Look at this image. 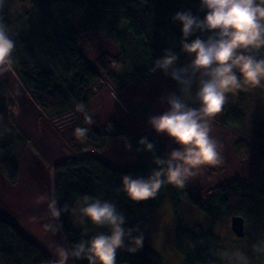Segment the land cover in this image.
Returning a JSON list of instances; mask_svg holds the SVG:
<instances>
[{
  "label": "trees",
  "instance_id": "1",
  "mask_svg": "<svg viewBox=\"0 0 264 264\" xmlns=\"http://www.w3.org/2000/svg\"><path fill=\"white\" fill-rule=\"evenodd\" d=\"M32 10L17 8L4 2L0 17L8 25L15 40L10 69L26 88L29 98L48 119L75 112L78 128H89L85 137H79V144L70 161L61 162L53 169L52 193L59 206L75 205L77 199L88 195L107 200L117 205L127 217L126 227L138 226L142 230L140 217L158 212L168 204L175 220V251L180 264H264V255L254 253L252 238L248 230L244 239L251 247L236 248L230 253L225 240L219 237L218 227L226 215L245 218L259 228V237L264 240V116L254 125L253 138L258 142L259 171L244 180L234 176L223 181L221 188L205 197L199 194L188 182L184 188L166 184L154 199L132 203L122 192L121 177L131 174L134 177H147L155 166L152 154L139 153L138 141L146 137L155 145V154H166L157 138L146 128L130 133L117 124L114 118L109 125L115 136L126 138L131 143L137 159L133 164L112 165L104 156L103 147L107 134L85 122L84 114L95 95L93 89L103 78L93 64L81 52L85 35L90 31H101L109 35L118 47L115 56L103 54L97 63L116 86L127 87L131 81L147 83L162 78L163 74H152V62L163 55L166 43L162 36L174 40L177 52L181 39V25L173 23L177 11L198 12L199 0H32ZM60 12L64 14L60 15ZM194 38V37H193ZM183 58L184 56L181 55ZM116 65V67H115ZM7 85L0 75V173L10 185L16 186L21 177V160L16 158L17 144L20 143L12 133V123L8 119V106L12 99ZM240 91V90H239ZM83 106L84 112L78 111ZM145 112L148 108L143 106ZM137 114V113H136ZM141 119L150 117L148 113ZM243 99L237 107L223 109L220 122L228 128L242 130L245 124ZM24 140L25 137L23 136ZM94 151L82 152L85 149ZM240 158L250 155V145L238 141L235 146ZM61 236L67 248L72 247L82 237L83 229L74 225L73 217L63 213L57 221ZM89 237L98 229L88 223ZM226 253L229 255L225 256ZM53 257L18 227L8 217L0 215V264H48ZM177 258V255H176ZM72 264H87L86 260H71ZM117 264H168L144 235L142 250L134 255L124 249L118 250Z\"/></svg>",
  "mask_w": 264,
  "mask_h": 264
},
{
  "label": "clouds",
  "instance_id": "2",
  "mask_svg": "<svg viewBox=\"0 0 264 264\" xmlns=\"http://www.w3.org/2000/svg\"><path fill=\"white\" fill-rule=\"evenodd\" d=\"M4 2L0 0V8ZM198 12L204 13L203 18L191 10L173 15L172 22L181 25L179 52L165 49L149 69L152 74L162 73L177 85L176 91L161 98L166 110L147 120L157 135L167 136L176 147L158 156L153 142L146 137L138 141L136 151L151 153L155 167L147 177L131 174L121 177L117 191L132 203L154 199L166 184L182 189L196 174L195 170L221 163V146L211 136L213 118L222 111L228 93L261 86L264 81V0H199ZM14 48L12 33L0 17V75L9 70ZM181 55L186 57L184 62ZM78 111L84 112L82 105ZM84 119L93 123L87 113ZM89 131V128L75 129L79 137H85ZM122 139L125 149L130 151L131 143ZM45 201L52 221H59L63 213L70 211L74 225L83 229L82 238L70 248L49 241L47 247L53 258L48 264H68L69 260L117 264L118 250L134 255L143 248V233L138 226L126 227L127 217L113 202L84 195L71 210L68 205L59 206L54 195H41L35 202ZM29 222L35 224L38 220L33 216ZM88 223L106 231H97L89 237L85 227ZM43 227L56 233L62 225L49 223ZM253 251L264 255V240L254 244ZM242 261L247 264L245 257Z\"/></svg>",
  "mask_w": 264,
  "mask_h": 264
},
{
  "label": "rangeland",
  "instance_id": "3",
  "mask_svg": "<svg viewBox=\"0 0 264 264\" xmlns=\"http://www.w3.org/2000/svg\"><path fill=\"white\" fill-rule=\"evenodd\" d=\"M5 1L12 3L19 14L23 6L27 7V10H32V6L29 8L32 0ZM62 14L64 12H60L59 16ZM162 39L166 43V49L173 48L177 51L172 38L164 35ZM81 52L103 77L93 89L95 99L90 102L87 114L93 119V123L88 125L102 128L107 134L103 147L105 158L112 165L123 167L133 164L138 158L133 149L130 151L125 149L124 139L115 136L114 130L109 125L112 118L130 133L144 130V128L148 129L157 138L166 153L176 147L167 136L157 135L148 125L147 120L141 119L137 115L139 113L143 118L146 113L152 116L165 111L167 105L161 103V98L176 91L175 82L163 75L162 78L152 79L142 84L131 81L127 87L119 90L111 77L104 73L97 63L103 54L115 56L119 53L115 41L101 31H90L85 35ZM180 59L181 62H184L186 57ZM1 78L4 79L12 99L8 106L9 122L6 121V123H12V133L16 138H19L20 143L17 144L15 156L20 158L22 166L21 177L16 186L10 185L0 174V212L2 211L7 215L6 217L12 219L28 237L52 256L47 247L49 241H55L63 247L67 246H65L60 230L53 233L46 231L43 227L49 223L58 225L57 221H52L48 214L47 202L36 203L35 201L41 195L53 196L52 171L54 167L61 162L70 161L74 157L80 142L75 133V129L78 128V118L76 113L72 112L58 117L57 120L47 119L35 106L33 100L27 99V90L14 72L11 75L8 70L1 75ZM113 93H115V99ZM227 96L228 99L223 109L228 106L237 107L240 98H242L246 121L242 130H236L228 128L220 122L223 109L213 118L211 136L221 146L222 161L216 165L201 166L195 170L196 174L187 181L199 194L205 197L219 190L223 181L231 180L234 176L248 180L260 169L258 142L253 138V124L264 116V81L261 86H247L245 90H237L228 93ZM143 106L148 108V112L144 111ZM238 141L250 145L251 153L246 159L240 158L236 153L235 146ZM90 150L85 149L82 152L100 153L96 149ZM33 216L37 218L38 223L29 222V217ZM232 218L231 215H226L217 232L219 237L225 240L229 252L233 254L236 248L251 246L247 240L243 243L236 241L239 237L231 228ZM140 221L145 238L158 252L163 254L166 263L180 264L179 255L175 251V220L169 205L165 204L158 212L140 217ZM245 227L254 244L262 240L259 237V228L256 223L250 221L246 224L245 221ZM227 255L229 253L225 254V256ZM68 264H72V261L69 260Z\"/></svg>",
  "mask_w": 264,
  "mask_h": 264
},
{
  "label": "water",
  "instance_id": "4",
  "mask_svg": "<svg viewBox=\"0 0 264 264\" xmlns=\"http://www.w3.org/2000/svg\"><path fill=\"white\" fill-rule=\"evenodd\" d=\"M245 218L233 216L231 228L235 235L239 238H244L246 233Z\"/></svg>",
  "mask_w": 264,
  "mask_h": 264
},
{
  "label": "crops",
  "instance_id": "5",
  "mask_svg": "<svg viewBox=\"0 0 264 264\" xmlns=\"http://www.w3.org/2000/svg\"><path fill=\"white\" fill-rule=\"evenodd\" d=\"M9 71H10V73H11V75L13 74V72L9 69ZM27 99L28 100H30V98H28V96H27ZM1 174V173H0ZM3 175V174H2ZM7 183V182H6ZM8 184V183H7ZM0 215H2V216H7V215H5L2 211L0 212Z\"/></svg>",
  "mask_w": 264,
  "mask_h": 264
},
{
  "label": "built area",
  "instance_id": "6",
  "mask_svg": "<svg viewBox=\"0 0 264 264\" xmlns=\"http://www.w3.org/2000/svg\"><path fill=\"white\" fill-rule=\"evenodd\" d=\"M88 150H90V149H88ZM93 150V149H92ZM92 150H90V151H92Z\"/></svg>",
  "mask_w": 264,
  "mask_h": 264
}]
</instances>
